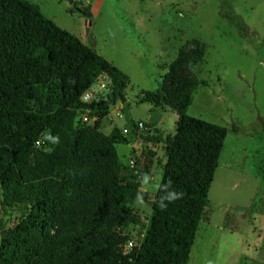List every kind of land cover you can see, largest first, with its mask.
<instances>
[{
  "label": "trees",
  "instance_id": "obj_1",
  "mask_svg": "<svg viewBox=\"0 0 264 264\" xmlns=\"http://www.w3.org/2000/svg\"><path fill=\"white\" fill-rule=\"evenodd\" d=\"M204 57L203 46L183 49L163 67L158 91L143 99L175 112L178 120L175 135L165 141L149 227L127 253L126 229L145 226L126 204L147 194L140 192L135 169L119 159L117 147L129 141L118 129L109 135L100 129L110 104L126 101L127 76L36 6L0 0V214L21 212L14 227L0 221V264L190 263L228 136L227 128L187 113L197 91L209 87L192 68ZM103 76L115 98L103 99L107 93L83 102ZM86 112L93 125L78 114ZM145 128L146 139L162 142L158 134L148 135L158 130ZM127 130L142 132L138 124ZM80 170L87 174L83 191ZM171 193L178 198L169 200Z\"/></svg>",
  "mask_w": 264,
  "mask_h": 264
},
{
  "label": "rangeland",
  "instance_id": "obj_2",
  "mask_svg": "<svg viewBox=\"0 0 264 264\" xmlns=\"http://www.w3.org/2000/svg\"><path fill=\"white\" fill-rule=\"evenodd\" d=\"M22 1L36 6L128 78L126 101L110 104L100 129L106 135L118 129L129 141L117 147L119 159L135 169L140 192L147 194V199L126 204L145 226L126 229L133 244L143 241L149 227L167 157L165 141L175 135L178 120L175 112L143 99L158 91L167 71L163 67L183 49L205 48L204 60L192 68L209 87L197 91L187 113L227 128L228 136L189 264H264V0H73V5L67 0ZM88 4L93 13L89 33L85 18L75 10ZM101 84L106 88L101 94H107L111 85L105 76L92 89L100 92ZM139 123L158 130L148 135L158 134L162 142L146 139L147 130L123 133ZM76 177L78 190H85L86 172L80 170ZM73 201L74 196L67 204ZM20 217L14 210L8 217L0 214V221L14 227ZM125 251L130 252L127 244Z\"/></svg>",
  "mask_w": 264,
  "mask_h": 264
},
{
  "label": "built area",
  "instance_id": "obj_3",
  "mask_svg": "<svg viewBox=\"0 0 264 264\" xmlns=\"http://www.w3.org/2000/svg\"><path fill=\"white\" fill-rule=\"evenodd\" d=\"M107 79H108V76H105ZM102 85V86H101ZM100 86H101V88H99V91L100 92H95V90H93V89H90L89 91H87L84 95H83V97H82V100H83V102H85V103H89V102H91L92 100H94V99H96L97 97H99V96H103V94H101V92L103 91V90H105L106 88H105V86L103 85V84H101ZM108 92H110V90L108 91ZM83 122H88V120H89V116H88V112H86L84 115H83ZM146 126L144 125V124H142V123H139L138 124V128L141 130V131H145L146 130V128H145ZM124 134H128V130L127 129H124ZM136 162H137V160L136 159H133V161H132V165L133 166H135V164H136ZM138 244H133L132 242H128L127 243V248L131 251L134 247H136Z\"/></svg>",
  "mask_w": 264,
  "mask_h": 264
},
{
  "label": "water",
  "instance_id": "obj_4",
  "mask_svg": "<svg viewBox=\"0 0 264 264\" xmlns=\"http://www.w3.org/2000/svg\"><path fill=\"white\" fill-rule=\"evenodd\" d=\"M70 4H74L73 0H67ZM76 12H78L81 16H83L86 20L87 32L89 33L91 27L93 26V13H92V5L88 4L86 7H77L75 6ZM115 98L113 93H108L103 99L110 101Z\"/></svg>",
  "mask_w": 264,
  "mask_h": 264
},
{
  "label": "clouds",
  "instance_id": "obj_5",
  "mask_svg": "<svg viewBox=\"0 0 264 264\" xmlns=\"http://www.w3.org/2000/svg\"><path fill=\"white\" fill-rule=\"evenodd\" d=\"M178 196H179V193H171L169 195L168 199L169 200L176 199V198H178ZM161 207H165V205L162 204Z\"/></svg>",
  "mask_w": 264,
  "mask_h": 264
}]
</instances>
